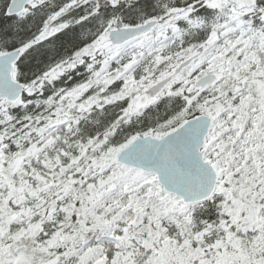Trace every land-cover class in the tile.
Segmentation results:
<instances>
[{
    "label": "snow or ice",
    "instance_id": "1",
    "mask_svg": "<svg viewBox=\"0 0 264 264\" xmlns=\"http://www.w3.org/2000/svg\"><path fill=\"white\" fill-rule=\"evenodd\" d=\"M0 264H264V0H0Z\"/></svg>",
    "mask_w": 264,
    "mask_h": 264
}]
</instances>
